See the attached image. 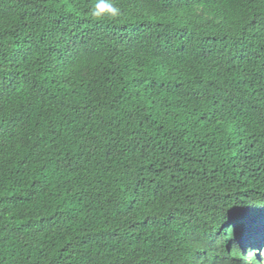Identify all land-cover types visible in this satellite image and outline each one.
<instances>
[{"label": "trees", "instance_id": "16d2710c", "mask_svg": "<svg viewBox=\"0 0 264 264\" xmlns=\"http://www.w3.org/2000/svg\"><path fill=\"white\" fill-rule=\"evenodd\" d=\"M96 2L0 0V264H194L264 223V0Z\"/></svg>", "mask_w": 264, "mask_h": 264}, {"label": "clouds", "instance_id": "9594fccd", "mask_svg": "<svg viewBox=\"0 0 264 264\" xmlns=\"http://www.w3.org/2000/svg\"><path fill=\"white\" fill-rule=\"evenodd\" d=\"M121 14V9L112 0H97L90 10L93 18L107 16L115 19ZM238 194L239 190L236 188L231 196L222 197V211L231 218V222L222 229L216 248L200 250L195 246L190 249L187 256L194 257V264H264V223L257 216L250 218L249 223L241 218V212L250 210L255 203H252L251 197L237 200ZM184 258L180 252L175 257L174 264H181Z\"/></svg>", "mask_w": 264, "mask_h": 264}]
</instances>
